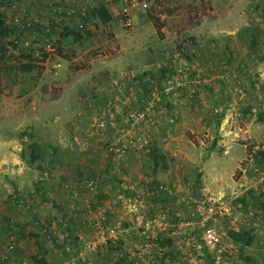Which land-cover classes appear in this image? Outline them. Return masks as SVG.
Masks as SVG:
<instances>
[{"label":"rangeland","instance_id":"1","mask_svg":"<svg viewBox=\"0 0 264 264\" xmlns=\"http://www.w3.org/2000/svg\"><path fill=\"white\" fill-rule=\"evenodd\" d=\"M66 1L0 0L6 23L31 21H15L20 33L0 40V264H34L37 253L51 264H132L142 244L162 264H251L228 234L243 225L257 236L245 253L264 264V0H137L131 8L130 0H76L71 17ZM102 4L110 23L91 20ZM52 21L59 33H41L38 23ZM67 25L82 38L64 41V55L17 70L11 41L40 52L46 39L59 46ZM149 96L168 110H158L149 150L116 154L108 137ZM101 114L105 130L97 129ZM153 178L166 193H153ZM205 193L223 196L230 214L206 213ZM243 195L248 206L237 201ZM166 210L164 232L138 231ZM206 227L231 251L224 262L215 261ZM101 231L107 242L86 250L84 239Z\"/></svg>","mask_w":264,"mask_h":264},{"label":"built area","instance_id":"2","mask_svg":"<svg viewBox=\"0 0 264 264\" xmlns=\"http://www.w3.org/2000/svg\"><path fill=\"white\" fill-rule=\"evenodd\" d=\"M75 1L76 0L66 1L68 4L66 3L67 7L65 8V11L66 14L69 15L70 17L75 12V8H73L71 5ZM130 1H131L130 8L132 6H135L136 3L138 2L137 0H130ZM144 5L146 4L144 3ZM85 9H83L82 11L83 14L85 13ZM58 11L60 12L61 9H58ZM125 11L127 16L131 17L130 9L127 8ZM82 18L83 20H85L84 17ZM14 19L15 21L20 20L18 16H16ZM27 26H31V21L27 23ZM44 50L49 53L48 59L50 58L51 55L57 54L56 45L50 42L48 39L44 41ZM175 82L176 81L172 76L168 77L166 80V84H167L166 91H170L173 88ZM143 100L145 101L144 105L139 109L131 111L126 116L124 123L115 131L114 134L108 137V140L111 141L110 149L114 151L116 154L117 153L123 154L131 150L147 152L151 146L152 131L159 126L158 125L159 121L157 119L158 112L161 111L164 114L168 113V110L166 108L157 109L156 101L153 96H149L147 99H143ZM109 117L110 120L114 119L116 118V114L112 112L110 113ZM98 120L99 121L97 124V129L105 130L108 126L107 121H109V118H107L106 114H101L98 117ZM170 121L172 122L173 118H171ZM83 183L86 185V187L91 188L93 187L94 181L85 180ZM147 183H149V181H147ZM195 193L198 194L199 193L198 190H195L194 188H190L191 196ZM187 201L190 202L189 198ZM200 203L205 205L203 206L205 212L211 215L214 213H220L222 215H226V214H230V212L232 211V207L229 206V203H226L223 200V196L215 197L212 194L205 193L202 196V200ZM168 216H169V210H166L161 214H159L158 216H152L150 218H147L144 222L139 224L140 226L138 228V231H140L141 234L146 235L150 230H152V228H158L159 231L164 232L167 227L166 219ZM203 236L205 241L209 245L216 248L215 250L217 251V255L214 257L215 261L217 263L224 262L223 255L224 254L229 255L231 251L224 246L222 234L218 231V229L214 227H206L203 232ZM108 239L109 236L106 238L105 232L101 231L99 235L91 239H84L83 245L84 248H86V250L90 252H96L99 246L107 242ZM153 244L154 243H151V245ZM178 247L180 248L182 246L179 245ZM133 257L135 260L133 261L132 264H162L160 261H158L156 256L148 255L145 247H141L138 250H136ZM71 264H75V261H73Z\"/></svg>","mask_w":264,"mask_h":264},{"label":"trees","instance_id":"3","mask_svg":"<svg viewBox=\"0 0 264 264\" xmlns=\"http://www.w3.org/2000/svg\"><path fill=\"white\" fill-rule=\"evenodd\" d=\"M25 16H27V15H25ZM91 16H92L91 20H93V18H95L102 23H110L113 19V15H112L111 11L109 10V8L106 4H102L98 7H96L95 9H93L91 12ZM151 17H152V19H154V23H155V26L157 27V29L158 30L161 29L162 24L158 20V18H156L154 15H151ZM25 18L23 20H20L22 23V28H26L27 23L29 22V20H27V17H25ZM11 19H12V17H11ZM84 19H85V17H84ZM32 24L34 27L35 23L32 22ZM38 26H39V30L41 33L49 34V32H50L51 34H56V35L59 33V31H58L59 28L55 24L54 21L50 22V24H48L47 26L42 25V24L40 25L38 23ZM19 28H20V26H18L15 21H12V23H6L5 22V14L3 11L0 10V40L1 41L6 40L7 38H9L13 35L14 36L17 35V32H19V30H20ZM70 36H73L75 39H81L82 38V32L73 26H71V27L68 25L65 26L57 38V41L59 44V46L58 45L56 46L57 54H59L61 56L64 55V54H62L63 50L60 47V45L62 43H64V41H68ZM20 43H21V41H19V40H16V42L11 41V44L14 47V49L19 51L21 62L19 64V66L17 67V70L20 73H30L35 68L38 67L39 61H41L43 63L48 59L49 53L47 51H45L44 48L40 52H37L34 47H32V46L31 47H29V46L23 47L20 45ZM263 118H264V115L260 114L259 119H263ZM220 122H221V118L218 119L217 124H220ZM215 145H216V138H215L212 146L210 147V149H213ZM37 150H38V147H37V145H35L33 153L36 154ZM257 153L260 156L258 164L264 172V149H258ZM34 157H35V159L40 158V157H42V154L39 152ZM199 175H201V174H199ZM155 183H156V185H158L157 180L153 178L152 182L150 183V186H151L150 189L153 190V193H155V194H158V193L160 194L161 192L166 193V191L161 186L159 187V189L153 188L152 186ZM198 189H199V186L195 187V190H198ZM237 201L243 203L246 206L249 205V202L247 201V198L245 195L239 197L237 199ZM228 234H229V237L231 238V240L239 248L240 259L242 261H244L245 263L256 264L257 263L256 258L251 256L250 254L245 253L246 249L251 247L256 242L257 236L255 234V228L254 227L248 228V227L243 225L242 227H240L238 229H235V228L230 229ZM172 242H173L172 238H168L167 243L162 242V244H167L171 247V248H169L168 252L166 253V256H173L174 253L178 252L172 247V244H173ZM263 258H264V253H263ZM31 259H32L34 264H51L49 262V260L47 259V257L45 256V254H42V255L38 254V253L33 254L31 256ZM117 264H119V263H117Z\"/></svg>","mask_w":264,"mask_h":264},{"label":"crops","instance_id":"4","mask_svg":"<svg viewBox=\"0 0 264 264\" xmlns=\"http://www.w3.org/2000/svg\"><path fill=\"white\" fill-rule=\"evenodd\" d=\"M224 124V123H223ZM220 133L221 134H223L224 132L223 131H220ZM163 175L161 174V176H156V179L157 180H161V181H163L162 179H164L163 177H162ZM81 225V223H79L78 224V230H83L84 229V226L83 227H81L80 226ZM131 244L133 243V242H130ZM140 245V243L137 245V243H136V246L135 247H138ZM144 244H142V246H143ZM142 246H140V247H142ZM48 259V258H47Z\"/></svg>","mask_w":264,"mask_h":264}]
</instances>
